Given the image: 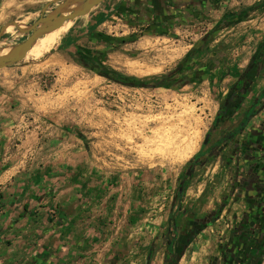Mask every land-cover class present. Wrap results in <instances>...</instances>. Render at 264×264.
<instances>
[{
  "label": "rangeland",
  "instance_id": "374dc122",
  "mask_svg": "<svg viewBox=\"0 0 264 264\" xmlns=\"http://www.w3.org/2000/svg\"><path fill=\"white\" fill-rule=\"evenodd\" d=\"M66 1L0 0V52L23 41L41 15ZM261 1L211 0L206 7L192 9L189 19L178 20L174 28L156 30L130 18L117 19L113 14L116 0H104L86 16L69 22L68 30L56 36L46 53L25 55L18 63L0 68L4 131L9 134L10 121H20L26 125L28 140L39 132L44 140L62 136L58 131L68 132L75 149L83 153L81 165L91 171L92 183L118 176V195L124 192L118 212H129L118 239V264H144L149 251L148 264H162L158 230L163 227L177 179L197 152L216 102L264 38V8H257ZM100 8L102 19H97L94 16ZM224 19L229 26L209 38L195 68L215 60L217 54L222 66L194 83L159 87V79ZM224 54L228 55L222 58ZM228 69L231 73L218 84ZM263 84L259 82L257 88ZM164 122L171 124L167 128L178 124L175 129L189 139L193 150L188 157L182 158L176 150L161 156L159 144L143 146L141 138L150 140L167 131ZM142 124H148L143 132ZM28 163L38 164L35 160ZM212 169L213 163L194 168L181 197L182 206L196 218L229 194L228 176ZM238 210L229 206L221 217ZM217 226L221 229L223 224ZM216 232L211 226L199 233L177 264H204Z\"/></svg>",
  "mask_w": 264,
  "mask_h": 264
},
{
  "label": "crops",
  "instance_id": "0c3cea01",
  "mask_svg": "<svg viewBox=\"0 0 264 264\" xmlns=\"http://www.w3.org/2000/svg\"><path fill=\"white\" fill-rule=\"evenodd\" d=\"M208 1L116 0L113 14L150 28H174ZM102 9L95 18L102 17ZM260 75L262 82L264 62ZM3 122L0 119V264H118V239L129 214L118 212V201L124 199V192L118 195V176L92 183L91 171L81 165L83 153L68 132L58 131L62 136L45 140L39 132L28 140L25 124L10 121L8 134ZM258 124L264 125V108L248 125ZM31 160L38 164L28 163ZM217 166L218 159L213 169Z\"/></svg>",
  "mask_w": 264,
  "mask_h": 264
},
{
  "label": "flooded vegetation",
  "instance_id": "af4514ba",
  "mask_svg": "<svg viewBox=\"0 0 264 264\" xmlns=\"http://www.w3.org/2000/svg\"><path fill=\"white\" fill-rule=\"evenodd\" d=\"M227 21L222 20L191 46L175 67L159 79L162 82L159 87L174 88L194 83L202 74L222 66L217 54L215 60L195 68L205 43L218 30L229 26ZM260 45L264 46V38L256 44L244 67L216 102L214 116L196 152L201 153L196 160L198 168L218 159L217 171L228 176L229 194L202 217L196 218L182 206V201H174L175 189L163 227L158 230L162 264L172 257L180 259L197 235L211 226L218 232L204 264H261L264 258V125H248L264 108V84L257 88L264 62ZM258 52H263V56L256 62L252 57ZM228 76L229 72L225 71L217 83L224 82ZM233 174L236 177L232 183ZM229 206H237L239 210L222 218V212ZM221 223L220 229L217 225Z\"/></svg>",
  "mask_w": 264,
  "mask_h": 264
},
{
  "label": "water",
  "instance_id": "95a60500",
  "mask_svg": "<svg viewBox=\"0 0 264 264\" xmlns=\"http://www.w3.org/2000/svg\"><path fill=\"white\" fill-rule=\"evenodd\" d=\"M103 1L104 0H77L74 8L66 12L65 15H61L59 10L71 4L66 1L50 14L40 17L28 28L26 32L27 36L23 41L10 48L6 54L0 55V68H6L18 63L25 57L38 39L59 29L66 22H72L79 17L86 16L93 8Z\"/></svg>",
  "mask_w": 264,
  "mask_h": 264
},
{
  "label": "bare ground",
  "instance_id": "6f19581e",
  "mask_svg": "<svg viewBox=\"0 0 264 264\" xmlns=\"http://www.w3.org/2000/svg\"><path fill=\"white\" fill-rule=\"evenodd\" d=\"M67 2L71 3V4L67 5L65 7H62L59 10V13L61 15H65L66 12H68L72 8H74V6L76 5L77 0H67ZM16 26L18 28L25 29L22 25L17 24ZM68 27H69V22H66L59 29H57L55 31H52V32L46 34L45 36H43L42 38L38 39L35 42V44L32 46V48L27 52L26 55H33V54L39 53V52L46 53L50 49V47L53 45L56 36L58 34H60V33L66 32L68 30ZM9 28H11V27H8L6 29V31ZM7 52H8V50H5L4 52H0V55L6 54ZM164 124H165L166 128H167V125L168 126L171 125V124L165 123V122H164ZM177 125H176V127H177ZM159 127H160V125H159ZM175 128L173 126L167 128V131H164V133H161L158 137H157V135H155L156 134L155 133L154 134L155 136H152V138L150 140H148V139L144 140L143 138H141L143 146L146 147V148H152V147H156V146L160 145V149H159L160 151H158V150L157 151L160 152L161 156H168L174 150H176V152L177 151H181L182 152V158L188 157V155H190L192 153V150H193L192 149V145L189 144V141H188L189 139L183 137V135H185L184 132L181 131L180 129H175ZM147 129H148V124H142V126H141L142 132L147 130ZM129 135L131 136V134H129ZM136 139H139V138L136 137ZM190 140H191V138H190ZM193 140H194V138H193Z\"/></svg>",
  "mask_w": 264,
  "mask_h": 264
},
{
  "label": "trees",
  "instance_id": "16d2710c",
  "mask_svg": "<svg viewBox=\"0 0 264 264\" xmlns=\"http://www.w3.org/2000/svg\"><path fill=\"white\" fill-rule=\"evenodd\" d=\"M259 7L264 8V0H262L260 3H258L257 8H259ZM261 46H262V51H264L263 50L264 46L260 45V47ZM257 54L258 55L255 54L252 57L254 59V61H256V62L260 61V59L263 56V52H261V53L258 52ZM200 154L201 153H196L190 158V160L186 164V168H185L183 174L177 179V186H176V192H175V196H174V201H181V197L183 196L184 192L186 191V189L188 187V181L190 180V178L192 176V172H193L194 168H196V166L198 165L196 163V160L199 158ZM235 177H236L235 174H233L231 176L232 183L235 181ZM167 249L169 250V246H168ZM149 258H150V251L146 255L144 264H148ZM171 259L170 260H166L164 262V264H177L178 260H179V257L176 256V257H172Z\"/></svg>",
  "mask_w": 264,
  "mask_h": 264
},
{
  "label": "built area",
  "instance_id": "2783aa9c",
  "mask_svg": "<svg viewBox=\"0 0 264 264\" xmlns=\"http://www.w3.org/2000/svg\"><path fill=\"white\" fill-rule=\"evenodd\" d=\"M52 213L50 212L49 215H51Z\"/></svg>",
  "mask_w": 264,
  "mask_h": 264
}]
</instances>
